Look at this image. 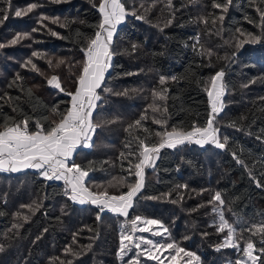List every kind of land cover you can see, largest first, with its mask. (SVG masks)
Instances as JSON below:
<instances>
[{
	"label": "trees",
	"instance_id": "1",
	"mask_svg": "<svg viewBox=\"0 0 264 264\" xmlns=\"http://www.w3.org/2000/svg\"><path fill=\"white\" fill-rule=\"evenodd\" d=\"M123 2L126 8L137 9L146 19L137 20L129 15L118 26L113 36L114 55L102 85L110 91L98 90L102 99L93 113L94 121L102 127L94 133L91 147L78 149L71 162L91 168L86 182L94 191L101 190L97 185L107 186L110 181L116 184L121 177L134 181L136 178L128 174V161L134 158L127 157L130 149L125 145L131 142V150L135 151L134 138L137 135L143 138L148 133L134 128L130 135L126 129L145 114L152 103L153 89L161 87L160 77H166L164 87L169 89L166 101L169 128L187 129L193 122L205 123L210 112L205 89L210 77L220 70L225 73L226 92L215 126L221 140L228 138L226 148L193 142L162 149L154 167L145 169L144 187L127 218L106 210L97 220L99 209L95 205L70 200L63 181H46L37 170L0 171V247L3 248L0 264H67L68 261L72 264H125L136 250L129 252L123 261L118 258L121 229L126 230L128 221L137 215L161 221L168 228L171 240L200 257L193 264H234L242 251L234 248L217 251L227 230L217 232L218 216L212 209L218 202L208 203L216 191L222 194L225 218L236 228L235 239L241 249L251 236L245 229L264 222V140L257 139L264 128V43L245 44L239 50L232 46L240 35L238 28L260 33L256 6L252 0H232L228 11L223 13V22L217 20L213 27L211 18L207 26L200 22V18L209 13L222 14L220 9L211 7L212 0H172L171 7L168 0ZM30 3H39L42 7L28 16L10 15L0 26V43L6 45L0 48V96L7 93L18 109L13 112L5 101H0L3 105L0 113L17 120L26 115L33 122L30 127H34L37 120L58 119L51 111L54 106L58 105L61 111L69 106L70 97L49 86L47 79L58 75L62 87L67 91L75 90L74 73L79 72L77 62L83 60L80 48L84 39L94 34L101 16L92 0H61L59 3L10 0L12 8H23ZM2 7L5 5L0 4ZM40 14L58 17L67 27L44 21L59 36L51 35L46 28L31 33L32 28L39 27ZM246 17L255 23H249ZM169 19L172 23L166 26ZM77 32L81 34L79 38ZM16 33H31L32 38L8 45ZM208 49L212 51L211 56L207 55ZM33 51L44 58L32 57ZM233 51H237L234 58ZM60 58L65 64L56 67ZM29 59L38 65L40 72L32 71L30 65L25 66ZM48 59L52 60V66L46 62ZM17 75L22 79L18 80ZM27 89L32 91L31 98L26 94ZM123 92L128 95H116ZM147 115L149 119L143 122L144 126L152 133L161 131L151 119L157 114L149 109ZM233 122L236 126H229ZM152 139L156 137L153 135ZM121 153H125V157H121ZM233 153L247 168L237 163ZM257 181L261 187H257ZM178 185L188 187L177 188ZM109 192L118 194L117 188H110ZM168 193L171 196L166 195ZM33 201L42 204L35 214L22 207ZM23 215H28L29 219L23 220ZM153 228L157 230V226ZM135 235L156 241L169 239L167 234L158 237L137 232ZM251 239L257 248L261 246L258 235ZM89 244L91 249L87 248ZM69 246L73 253L80 255L66 254ZM169 255L165 252L161 259ZM140 259L141 264H158L147 257Z\"/></svg>",
	"mask_w": 264,
	"mask_h": 264
},
{
	"label": "snow or ice",
	"instance_id": "2",
	"mask_svg": "<svg viewBox=\"0 0 264 264\" xmlns=\"http://www.w3.org/2000/svg\"><path fill=\"white\" fill-rule=\"evenodd\" d=\"M52 2L59 3L61 0H52ZM92 2L93 7H98L101 19L95 25L96 30L94 34L91 37H86L80 48L83 60L77 62L79 64V72L74 73L75 90L67 91L62 87L58 75L54 74L47 79L49 86L58 89L70 97V100L67 102L69 106L62 111L58 105L54 106L51 111L58 119L47 122V118H44V121L47 123L37 120L34 122V127H30V124L33 122L26 115L17 120L15 117H9L0 113V171L19 172L24 169H35L46 181H63L65 194L70 200L80 204L90 203L95 205L99 209L97 220L101 219L100 213L106 210L127 218L129 210L134 207L135 198L144 187L145 169L154 167L155 160L159 157L162 149H174L185 143L193 142L201 146L211 143L217 148H226L228 138L223 137V140H221L218 135L219 129L215 126L216 117L224 107L221 98L226 92V85L224 83L225 73L223 70L217 71L208 81V87L205 90L208 94L210 112L207 115L205 123L199 125L193 122L187 129L175 126L169 128L168 126L166 101L169 98V89L164 87L166 77L161 76L159 80L161 87L159 90L153 89L152 103L148 105L145 114L141 115L140 119L134 121L133 124H129L128 129H126V131L130 132V135V130L134 128L142 129L145 133H148L143 138L138 135L134 138L137 141L135 151L131 150V142L125 145L126 148L130 149L127 157L134 158L128 161V174L129 176H134L136 179L128 181L121 177L116 184L110 181L107 186H96L101 190H92L86 182L91 168L82 167L74 162L70 163V161H72L73 154L78 148L91 147L90 142L93 134L97 128L102 127L101 123L94 121L93 113L99 107L98 102L102 99L98 90L110 91V89L103 88L102 85L114 55L112 44L117 26L129 15L135 17L137 20L146 19L144 15L138 14L137 9L126 8L123 0H98V3L97 0H92ZM231 3L232 0H212L211 7L213 9H220L222 14L214 16L212 13H209V16L201 17L200 22L207 26L209 18H211V24L215 27L217 20L223 22L225 18L223 13L228 11ZM0 4L5 5V7L0 8V26L4 25L10 15L24 17L33 13L37 8L42 7L39 3H30L23 8H12L10 0H0ZM171 4L172 0H168L169 7H171ZM252 4L256 6V12L259 14L260 24L258 27L261 28V31L259 34H253L252 32L241 31L239 28L236 29L240 34L235 38V43L232 45L236 50H239L245 44L264 43V7H262L264 6V0H252ZM246 19H248L249 23H255L248 17ZM44 21H50L51 24L59 25V27H67V24L61 23L58 17L51 18L40 14L37 18L39 27L32 28L31 33H36L41 28H46L51 35L59 36V33L48 27ZM171 23L172 19H169L166 26ZM31 33H16L8 41V45H16L24 39H31ZM80 36L81 34L77 32V37L79 38ZM197 43H199L198 37ZM4 47L6 45L0 43V48ZM135 47L133 45V49ZM206 52L207 55H212L210 49L206 50ZM236 55L237 51H233L231 54L233 58ZM32 57L38 59L44 58L37 51L32 52ZM46 62L49 66H52V60L48 59ZM63 64H65V60L60 58L56 62V67H60ZM29 65L32 71L40 72L38 65L32 59L26 61L25 66ZM17 79H22V77L17 75ZM172 80H176V77H172ZM244 87H247V85H244ZM26 94L30 98L33 95L31 89H27ZM116 95H128V93H116ZM12 99L7 93L4 96H0V101H5V103L12 107L13 112H16L18 109L13 105ZM2 107L3 105L0 104V109ZM149 109L153 114H157L152 116L151 119L154 124L160 126L161 131L152 133L150 129L144 126L143 122L149 119L147 115ZM229 126L235 127L236 125L233 122ZM260 131L261 135H258L257 139L264 140V128ZM153 135L156 137L155 140L152 139ZM121 157H125V153H121ZM233 157L237 163L247 168L245 162L239 159L236 153H233ZM249 175L255 180V176L252 175L251 171H249ZM261 186L259 181H257V187ZM187 187V185L177 186V188L185 189ZM110 188H117L118 194H110ZM121 188H126L127 190L119 191ZM166 195L171 196V193ZM152 198L155 199L156 197ZM173 202L175 203L176 201ZM214 202H218L212 209L218 216V222H216L217 232L224 233L227 230L223 243L217 247V251L220 248H234L242 251V257L238 258L234 264H264V260H261V256L264 255V222L245 229L250 232L251 236L258 235L260 237L259 243L261 246L257 248L250 236L241 249L235 240V236L237 235L236 228L225 218L223 211L225 201L222 199L221 192L216 191L208 201L209 204H214ZM41 206V203L33 201L32 204L22 207H27L30 212L35 214ZM17 216L20 217L21 214L17 213ZM22 219L27 221L29 216L23 215ZM141 224L143 227L140 226ZM153 226H157V230H154ZM13 227H18V225H13ZM137 232L149 233L151 236L158 237H164L167 234L169 239L167 241H156L145 236H136ZM204 235L208 234L204 233ZM185 239H188V237H185ZM73 241L75 242V236L73 237ZM87 248L91 249V244ZM133 249L136 250L135 254L125 264H141L140 257H147L148 260L157 261L158 264H165V260H167L168 264H193L194 261L198 262L200 260V257L195 252L188 251L176 241L171 240L168 228L161 221L144 218L139 215L128 221L126 230L123 227L121 229L120 245L117 252L118 258L123 261ZM0 251H3L2 247H0ZM65 251L66 254L80 255V253H73L71 246ZM165 252H168L170 255L161 259V256ZM67 264H72V262L68 261Z\"/></svg>",
	"mask_w": 264,
	"mask_h": 264
},
{
	"label": "crops",
	"instance_id": "3",
	"mask_svg": "<svg viewBox=\"0 0 264 264\" xmlns=\"http://www.w3.org/2000/svg\"><path fill=\"white\" fill-rule=\"evenodd\" d=\"M125 19H126V18H125ZM124 21H125V20H124ZM124 21H123V22H124ZM123 22H122V23H123ZM122 23H121V24H122ZM119 25H120V24H119ZM119 25H118V26H119ZM118 26H117V28H118ZM114 34H115V33H114ZM106 73H107V72H106ZM105 75H106V74H105ZM93 135H94V134H93ZM92 140H93V136H92ZM92 140H91L90 143H92ZM80 148H87V147H80ZM80 148H78V149H80ZM78 149H77V151H78ZM77 151H76V152H77ZM76 152L73 154V158H74ZM73 158H72V160H73ZM70 162H71V161H70ZM25 170H27V169H24V170H21V171H25ZM32 170H35V169H32ZM21 171H19V172H21Z\"/></svg>",
	"mask_w": 264,
	"mask_h": 264
},
{
	"label": "rangeland",
	"instance_id": "4",
	"mask_svg": "<svg viewBox=\"0 0 264 264\" xmlns=\"http://www.w3.org/2000/svg\"><path fill=\"white\" fill-rule=\"evenodd\" d=\"M222 99V98H221ZM236 240V239H235ZM255 254H258V253H255ZM243 253H240L236 256L235 260H237L238 258L242 257Z\"/></svg>",
	"mask_w": 264,
	"mask_h": 264
}]
</instances>
